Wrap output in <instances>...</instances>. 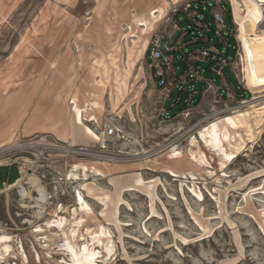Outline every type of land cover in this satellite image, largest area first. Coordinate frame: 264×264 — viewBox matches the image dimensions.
Instances as JSON below:
<instances>
[{
  "label": "rangeland",
  "instance_id": "rangeland-1",
  "mask_svg": "<svg viewBox=\"0 0 264 264\" xmlns=\"http://www.w3.org/2000/svg\"><path fill=\"white\" fill-rule=\"evenodd\" d=\"M263 9L264 0H0V124L17 107L24 115L20 135L0 145V264H72L83 252L90 264H264V101L249 105L264 96ZM157 36L177 49L167 89L148 60ZM76 105L96 136L112 126L126 135L110 159L65 152ZM210 123L229 162L197 137ZM171 144L181 157H169ZM36 156L27 176L43 198L28 177L14 186L22 159ZM78 164L86 180L69 178Z\"/></svg>",
  "mask_w": 264,
  "mask_h": 264
},
{
  "label": "built area",
  "instance_id": "built-area-1",
  "mask_svg": "<svg viewBox=\"0 0 264 264\" xmlns=\"http://www.w3.org/2000/svg\"><path fill=\"white\" fill-rule=\"evenodd\" d=\"M204 10H206V7H204ZM214 19L219 28L218 30L222 32L223 35L224 34L226 35L224 10L220 8V10H218V12L214 14ZM216 33L218 34V31ZM175 52H177V49L175 48L174 44H170L169 42L164 41L162 36L161 37L157 36L148 50V60L150 62V66L153 68L154 77L157 80L158 86L161 88L167 89V87L170 84L168 82V71L171 70L172 68L173 54ZM219 52L224 53L222 49L219 50ZM218 66H220V69H218L217 72L223 70V67L221 65ZM187 77L189 79H193L195 78V75L194 73L189 72ZM243 104H245V102H243ZM125 138L126 135L123 132L117 130L116 127L112 126L108 128V130H105V132L102 133L100 142H97L92 146H76V147L67 146L65 152H67L68 155H73V156L98 157V158L101 157L105 159H110L111 157L109 156L115 154L117 143L121 140H125ZM52 147L54 149L60 148L52 144H48V145L43 144V148L47 150L51 149ZM61 149L64 150L63 148ZM35 158L36 159L34 162L30 161L29 159H22V161L20 162V166L18 168L19 175L21 176V178H23L24 176L27 177L29 171H32L35 162H37L40 159L37 156Z\"/></svg>",
  "mask_w": 264,
  "mask_h": 264
},
{
  "label": "bare ground",
  "instance_id": "bare-ground-1",
  "mask_svg": "<svg viewBox=\"0 0 264 264\" xmlns=\"http://www.w3.org/2000/svg\"><path fill=\"white\" fill-rule=\"evenodd\" d=\"M249 4V3H248ZM259 6H262V4L259 3ZM161 10V9H160ZM264 10V9H263ZM155 15V14H154ZM144 16H139V15H134L133 16V21L134 23H137V22H140L142 21ZM159 18V16H153V20H157ZM248 20V19H247ZM252 40H253V37L251 34H248V38H247V44L251 45L252 43ZM260 100H263L264 101V96L263 97H259V98H254L250 103V107L251 108H256L258 106V101ZM262 102V101H261ZM246 103V102H245ZM260 103V102H259ZM264 109V106L257 109V110H263ZM235 110H238V109H235ZM257 112V111H255ZM82 113H83V110L79 107V106H75L74 109H73V112L71 113V118L72 120L75 122V124L77 125H81L82 124ZM236 113V112H235ZM234 113V114H235ZM237 117L241 118L243 117L244 115L241 113V112H238L237 113ZM237 122L240 124L241 123V120L238 119ZM242 122H245V121H242ZM248 124V123H247ZM227 125L231 128H238V125L236 124V122H234L233 119L231 118H228L227 119ZM243 124H240L239 125V128L242 126ZM248 126V125H247ZM71 127V126H70ZM248 129V128H247ZM251 129V128H250ZM87 132L89 134H91L92 137H94L96 140L94 143H97V142H100L101 141V137L100 136H96V134H94L89 128H86ZM108 130V129H107ZM70 132V131H69ZM251 132V130H250ZM70 136H71V132L69 133ZM199 136V138L204 141L206 144H208L210 146V148L215 151V152H218L220 154H222V160L224 162H229L232 157L231 156H224V153H223V150L221 147V141H220V132H219V129L217 127V125L215 123H210L208 126L204 127L200 132H198V135L197 137ZM225 140L227 139L228 137V134L227 133H224L223 136H222ZM71 139V138H70ZM92 143V144H94ZM197 144L196 142V137H193L190 139V145L191 147L192 146H195ZM33 146V145H32ZM70 146H74V144H71ZM91 146V144H90ZM18 148V146H15V147H12L10 149H16ZM169 153H170V158L171 159H177L179 157H181L182 155V152L178 149V146L174 145V144H171L169 146ZM191 155L192 157H194L195 159H197L198 161L200 162H203V155L201 153H197L195 151H191ZM93 171H95L94 168H92ZM88 168L86 166H82V165H76V166H73V169L71 170L70 174L69 175V178L70 179H74V180H80V179H83V180H86L87 179V173H88ZM96 173V172H95ZM94 173V174H95ZM92 174V173H90ZM28 177V182L30 184H32L34 186V188L37 189V191L40 193L41 197L43 198L44 195H45V191L44 189L41 187V184H40V180L38 179L37 176L35 175H31V176H27ZM25 178V176L19 180L16 181V183L14 184V186H19L22 182V180ZM13 186V185H12ZM21 196H22V199H25L27 197H30V192H28L25 188H22L21 187ZM81 194V192H80ZM77 195L76 198L78 200V202H81L82 201V195ZM47 197V196H46ZM39 198V197H38ZM40 198L37 200V205H40ZM78 205H80L78 203ZM84 206V205H83ZM58 210H60V208H58ZM74 214L76 213V211L73 212ZM38 214H41L40 212ZM57 217V216H56ZM57 222L60 224L63 222V219H58L57 217ZM9 237L4 235L1 240L4 241V240H7ZM83 250V249H82ZM7 251V248L6 250ZM109 253V250L107 251ZM90 264L91 263V255H87L85 252H83L81 254L80 257H77V256H74L72 258V264Z\"/></svg>",
  "mask_w": 264,
  "mask_h": 264
},
{
  "label": "crops",
  "instance_id": "crops-1",
  "mask_svg": "<svg viewBox=\"0 0 264 264\" xmlns=\"http://www.w3.org/2000/svg\"><path fill=\"white\" fill-rule=\"evenodd\" d=\"M222 78V86H227V81ZM229 84V83H228ZM236 93H239L235 89H233ZM218 91V89H217ZM241 94V93H239ZM18 107H17V116L15 117V120H13L12 123H6V124H0V145H4L6 143H9L11 140L14 139V137L19 136L21 133V126L24 122V115L23 112L21 115L18 113ZM92 121V120H90ZM70 129L68 130L67 134L63 136L64 141H69L70 143L77 145V144H87L90 143L93 138L91 134H89L86 130V126L83 124L77 125L72 120ZM71 136H70V132ZM71 138V139H70Z\"/></svg>",
  "mask_w": 264,
  "mask_h": 264
},
{
  "label": "trees",
  "instance_id": "trees-1",
  "mask_svg": "<svg viewBox=\"0 0 264 264\" xmlns=\"http://www.w3.org/2000/svg\"><path fill=\"white\" fill-rule=\"evenodd\" d=\"M194 9H196V10H199L200 11V13L202 14V16H203V18H202V20H200V21H202L203 22V24L205 25V26H208L209 28H212V26H210V24H209V22H208V15L206 14V12L205 11H203L199 6H197V7H193ZM231 14V13H230ZM186 31H188V32H191L192 34H195V30H193V29H188V30H186ZM204 33L208 36V38H209V31L208 30H205L204 31ZM199 35L200 34H197V35H195V37H197V38H199V39H202V38H200L199 37ZM191 39L190 38H188L187 37V39H186V41H190ZM199 42H202V41H199ZM198 42V43H199ZM217 45H218V47H219V50H221V41H220V39L218 38V43H217ZM230 50V48H229V46L227 47V54H224L225 56H228V51ZM197 63V65H198V62H196ZM183 64H184V68H185V70H186V64H185V61H184V59H183ZM214 64H216V61L215 62H212V63H210L209 64V70H211L212 71V68H213V66H214ZM223 71H224V68H223ZM199 100V99H198ZM197 100V101H198ZM4 172H7V170H4ZM3 172V173H4ZM17 179V176L16 177H14V178H12V179H10V181H9V183L11 184V183H13L15 180ZM1 182H5V180H2Z\"/></svg>",
  "mask_w": 264,
  "mask_h": 264
},
{
  "label": "water",
  "instance_id": "water-1",
  "mask_svg": "<svg viewBox=\"0 0 264 264\" xmlns=\"http://www.w3.org/2000/svg\"><path fill=\"white\" fill-rule=\"evenodd\" d=\"M208 52L210 53V55H212V51L208 50ZM218 69H220V66L215 67L214 70L217 71Z\"/></svg>",
  "mask_w": 264,
  "mask_h": 264
}]
</instances>
